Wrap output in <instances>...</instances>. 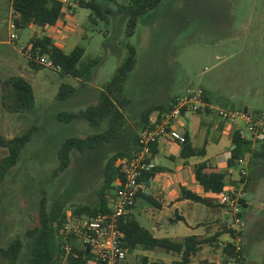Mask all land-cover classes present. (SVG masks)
Returning a JSON list of instances; mask_svg holds the SVG:
<instances>
[{
	"label": "rangeland",
	"instance_id": "1",
	"mask_svg": "<svg viewBox=\"0 0 264 264\" xmlns=\"http://www.w3.org/2000/svg\"><path fill=\"white\" fill-rule=\"evenodd\" d=\"M106 10L112 16L110 24L102 21L92 24L88 19L90 10L82 7H77L68 21L62 19L63 31L74 33L66 49L82 46L86 51L84 61L101 58L102 62L93 70V79L86 90L60 100L57 94L61 84L77 85V81L61 78L58 69L49 66L46 56L41 60L45 68L34 71L30 62L41 63L27 55L32 31L19 30V39L11 42L9 24L17 17L11 1L0 0V135L11 139L37 127L18 163L0 185V247L21 238L26 244L22 256L27 254L30 244L25 232L38 225L42 197L51 207L63 195L68 199L67 211L99 200L106 163L118 151H128L130 141L139 137L141 114L147 106L165 104L169 94L202 85L213 94L214 104L245 105L264 111V0H164L140 19L131 37L126 35L123 15L116 5L109 4ZM230 14H233V34ZM35 28L41 37L43 32L50 34V30ZM128 44L136 47L137 62L126 83L125 96L129 103L124 110L127 125L122 139L101 148L73 151L71 165L55 176L56 151L65 139L92 135L107 127V123L92 127L85 121L65 124L58 121L57 115L96 104L104 85L123 61ZM229 55L232 56L226 59ZM16 77H23L32 85L34 110L18 107L12 88V79ZM175 98L167 106L173 105ZM201 117L204 127L196 143L199 148L203 147L206 128L214 118L205 114ZM214 137L208 136L211 152L226 143L224 138L220 145ZM6 154L7 150L0 148V164ZM161 159L162 164H171ZM197 159L204 161L203 157ZM240 169L238 166L235 173L239 174ZM251 169L247 197L253 206L245 213L243 264H264V170L258 163H253ZM198 206L205 216L216 214L211 208ZM224 214L213 224L215 232L226 231L231 226L233 216L227 210ZM212 246L214 254L209 255V260L221 264L220 249L216 243ZM0 264H4L1 258Z\"/></svg>",
	"mask_w": 264,
	"mask_h": 264
},
{
	"label": "trees",
	"instance_id": "2",
	"mask_svg": "<svg viewBox=\"0 0 264 264\" xmlns=\"http://www.w3.org/2000/svg\"><path fill=\"white\" fill-rule=\"evenodd\" d=\"M11 7L16 15V24L19 30L30 26L40 28L55 27L64 16V5L61 0H10ZM164 0H73L75 8L82 7L90 10L88 17L92 24H98V21L111 23V15L106 8L109 4H114L118 12L123 15L122 21L126 26V35L131 37L142 17L156 9ZM76 2V3H75ZM33 49H39L43 55L49 56L53 65L58 69L61 76H71L80 79L82 82H90L93 79V70L102 62L101 58L83 60L85 48L77 45L70 53H65L62 49L53 44L48 36L33 38L30 42ZM126 55L111 78L104 85L100 93V99L94 105L87 107L79 112H61L57 119L61 123L69 124L71 122L84 120L92 127L102 126L107 123V129L99 133L84 137H69L63 141L56 151L58 166L55 176L66 171L71 165V154L73 151H85L86 149H95L105 145H111L118 142L124 135L127 117L125 108L129 101L125 96L126 83L129 75L137 62V49L128 44L126 46ZM34 71H40L45 66L30 62ZM12 88L14 91L16 103L22 110H34L35 96L32 85L23 77L12 79ZM67 92H66V91ZM76 89L68 84H62L58 92V99L66 100L75 93ZM203 99L209 103L205 90H202ZM173 105L166 107L164 105L153 104L146 108L141 114L140 126L142 130L151 123L153 114L159 115L170 110ZM37 127L33 126L29 130L17 135L11 139H6L0 135V148L7 150L6 156L0 164V185L5 176L18 163L22 151L31 141ZM186 136V142L182 145L181 156L189 159L194 156H205L206 146L201 149L193 147ZM233 147L230 151L227 165L234 168L238 165V160L246 153L252 155V159H260L264 162V142L257 143L253 148L250 141L241 138L238 132L232 136ZM138 148V136L134 138L133 146L129 152L118 151L106 163L103 170V183L98 190L99 200L93 205L76 206L73 210L67 211L68 199L63 195L54 201L51 207L48 206L45 197L39 201L37 226L28 228L25 237L30 241L28 252L22 256L26 244L21 238L13 239L5 248L0 247V258L4 264H88L94 261L101 264L91 251L84 247L74 238L65 241L62 237V229L67 221V213L71 212L78 216H94L98 213L108 212L115 199L118 189L117 181L121 179V169L116 165L119 159L130 158ZM157 153V144L154 145L153 154ZM157 169L145 171L139 178V183L149 185L154 180ZM227 173L219 167L202 162L195 167V178L205 193H219L227 185ZM143 196L148 202L160 208L161 204L151 195L142 194L141 190L137 192L136 199ZM183 197L192 201L209 205L204 198L197 196L189 191H183ZM223 207V206H221ZM224 208V207H223ZM181 220V218H178ZM120 230L122 232V246L131 253L138 248L144 250H153L156 248L164 249L167 252L180 254L182 259L174 261L172 264H189L191 257L195 255L202 244L214 243L221 235L208 240H200L195 236H189L182 241H172L170 239H160L154 236L148 229L143 227L131 216H125L120 220ZM231 234L233 241L224 242L216 247L220 249L223 257L221 264H228V260L235 259L236 263H242L244 260L243 250L236 253L234 245V234ZM214 241V242H213ZM28 244V243H27ZM69 248V251L66 248ZM239 256V258L237 257ZM142 264H149L147 259L142 260ZM158 264V263H151ZM204 264H212L205 262Z\"/></svg>",
	"mask_w": 264,
	"mask_h": 264
},
{
	"label": "crops",
	"instance_id": "3",
	"mask_svg": "<svg viewBox=\"0 0 264 264\" xmlns=\"http://www.w3.org/2000/svg\"><path fill=\"white\" fill-rule=\"evenodd\" d=\"M74 11L76 12V9ZM67 15L68 16L65 17L63 16L62 19L68 21V19L72 17L69 16L68 13ZM232 15L233 14H230L231 22H229V26L231 28L230 29L231 34H233ZM62 19L55 27H47V28L38 27V28L43 31L50 30V34H48L47 32H43L42 35L50 37L53 41V44L59 47L60 49H62L65 53H70L73 50L74 46L67 49L66 46L69 47L70 42H72L74 38L73 37L74 33L72 31L67 33L66 31H63ZM26 29L32 31V35L30 36L28 43L31 41L32 37L34 36L38 35V37H41L38 34L39 30H36L37 28H35V26H30ZM231 56L232 55L227 56L226 59L230 58ZM60 77L68 78V79L74 78L71 76H61V75ZM74 79L77 81L76 82L78 83L77 85L69 84V83H62V84H68L74 87L76 89L75 93L77 91H80L81 93L87 89L88 82L86 83V82H82L80 79H76V78ZM195 89L205 90L206 97L209 100L208 108L202 110L201 112L203 113L201 114H195L193 112L185 113L179 122L178 129L182 134L189 136V140L194 148L201 149L204 146H206V155L203 156L204 161L202 162L207 161L209 164L219 167L220 169H222V171L227 173V177H226L227 185L235 184L237 180L240 178V174L235 173V169L238 167V165L234 168H230L227 165V161L230 151L233 147L232 136L235 133L236 128L238 126H236V124L233 122H227L221 120L220 118L217 117V115L214 113L213 110L217 108H233V109L236 108L254 113H259L264 111H261L262 109H259V107L250 109L248 106L245 105L243 106L228 105V107H223L216 103L215 104L213 103L212 101L213 94L210 93L206 87L200 85ZM187 90H189V88H187L185 91ZM185 91L183 89V91H180L178 93L169 94L167 102L161 105L169 107L167 106V103L168 102L172 103L173 101L172 98L174 99L175 97L184 94ZM231 99L232 98H230V100ZM150 106H147L146 108ZM203 114L214 118H212V120L210 121V126L206 128L207 137L204 140H202L204 142L203 147L199 148L196 146V143L198 141V138L203 135L202 128L204 127V124L201 117ZM80 121H84V120H80ZM105 129H107V127L101 131H104ZM212 134L215 136L213 140L219 141L218 143L220 145L222 143V139L224 138L226 139V143L223 146L221 145L220 149L215 150L213 152H211L210 150V145L208 141L209 140L208 136H211ZM134 138L129 143V150L133 146ZM257 145L258 144H254V145L252 144V147L255 148L257 147ZM129 150L124 152H129ZM181 151H182V145L176 142H172V141L159 142V144L157 145V153H156L157 164L155 167L157 169V174L154 180L151 182V184L145 186L143 185L141 192L142 194L145 195L154 196L161 204V207L158 208L154 206L152 203L148 202L143 196H139L136 199L135 206L132 212L129 214V216L134 218L143 227H145L151 233H153L155 237L160 239L165 238L178 242V241H182L186 237L195 236L200 240H208V239H212L213 237H216L218 234H221L217 238V241L214 242L216 243V246L217 243L221 245L223 241L226 242L233 241V238H231V234H230L231 232L232 234H234V231L231 229L233 225V219L231 220L232 221L231 226L229 225L226 231L224 229L223 231L219 230L215 232V228H213V224L215 223V221L225 216L224 212H226V209L221 207L217 203L215 193H211V192L205 193L195 178V167L196 165L202 163L197 158L202 156H194L189 159H184L181 156ZM161 158L165 159L171 164L168 163L162 164ZM118 161L116 162V165ZM253 163H258V165L261 166L262 169L264 170L263 168L264 162L261 161L260 159L253 160L251 155L250 164L248 168V176L245 179V181L243 180L245 183L244 202H243L244 209L242 214L240 215L242 220V225H241L242 237L243 235L246 234V228H247L245 213L246 211L250 210V207L253 206V204L250 202L249 198L247 197V191L249 190L252 179L251 166ZM261 163L263 165H261ZM184 190L204 198L205 200L208 201L209 205L198 203L192 201L191 199L184 198L183 197ZM198 205H204L209 209L211 208L212 211H215L216 214L213 217H210L209 215L205 216L204 212H201V210L197 209L199 207ZM206 212L208 213L207 210ZM248 215L250 216V214ZM178 218H181V220H179ZM212 245L213 244L210 242L202 244L199 251L191 257V261L189 264H204L205 262L211 263V261L209 260L210 257L209 255L214 254V252L212 251L213 250ZM144 258L148 260L149 264L151 263L172 264L174 261H180L182 259V256L180 254H176L174 252H167L164 249H159V248L153 250H144L142 248H138L128 254L127 261L125 264H142V260ZM89 263L97 264L94 261H90ZM243 263L244 261L241 264Z\"/></svg>",
	"mask_w": 264,
	"mask_h": 264
},
{
	"label": "built area",
	"instance_id": "4",
	"mask_svg": "<svg viewBox=\"0 0 264 264\" xmlns=\"http://www.w3.org/2000/svg\"><path fill=\"white\" fill-rule=\"evenodd\" d=\"M61 1L64 5V14L73 16L75 4L69 0ZM67 8H69L68 11ZM9 29L10 41H17L19 29L15 20L10 22ZM27 55L43 66L44 62L41 60L46 56L49 66L56 68L49 56L43 55L39 49L29 47ZM207 108L208 103L203 99L202 90L195 89L177 96L170 110L160 115L153 114L150 125L139 134L137 150L130 158L121 159L117 163L121 169V179L117 181L119 187L110 210L94 216H78L68 212L67 221L62 229L63 239L67 241L69 238H74L88 248L101 264H125L128 253L121 242L123 235L120 230V220L128 216L135 206L137 192L143 188L138 181L139 178L145 171L156 167L157 157L153 154L154 145H158L161 141L184 144L186 136L178 129L181 118L185 113H196ZM213 111L221 120L235 123L238 126L235 132H238L242 139L250 141L253 145L264 142V112L254 113L236 108H217ZM250 158V153H246L238 160V166L241 169L237 182L226 185L223 191L215 193L217 203L233 216L231 229L234 231L237 254L243 249L240 215L244 209V181L248 176ZM66 249L69 251L68 247ZM228 264L241 263H236L235 259L231 258Z\"/></svg>",
	"mask_w": 264,
	"mask_h": 264
}]
</instances>
